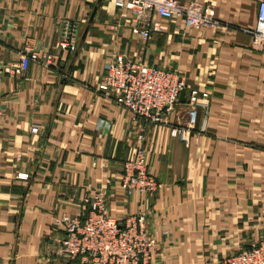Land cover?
Here are the masks:
<instances>
[{
	"label": "crops",
	"instance_id": "1",
	"mask_svg": "<svg viewBox=\"0 0 264 264\" xmlns=\"http://www.w3.org/2000/svg\"><path fill=\"white\" fill-rule=\"evenodd\" d=\"M182 1L209 6L221 26L177 17L145 39L114 0H0V264H80L57 251L62 219L83 218L100 188L114 218L147 216L152 264H226L264 241V52L246 31L263 0ZM65 19L79 25L73 52L55 46ZM28 50L54 62L23 70ZM118 54L209 93L188 143L171 132L185 102L163 125L99 91ZM140 147L160 188L128 194L123 165Z\"/></svg>",
	"mask_w": 264,
	"mask_h": 264
},
{
	"label": "built area",
	"instance_id": "2",
	"mask_svg": "<svg viewBox=\"0 0 264 264\" xmlns=\"http://www.w3.org/2000/svg\"><path fill=\"white\" fill-rule=\"evenodd\" d=\"M120 9L129 12L136 22L135 33L145 39L162 31V20L177 17L189 27L221 26L214 11L196 1L182 0H114ZM254 45L264 52V0L260 2L258 21L254 28L246 29ZM79 25L63 20L55 46L59 50L75 51ZM55 55L28 50L20 58V67L26 70L31 61L51 65ZM98 89L132 114L133 120L145 119L169 125L180 104L182 90H186L187 120L184 125L172 127V134L186 143L194 129L198 109L209 111V93L188 88L185 78L175 69L152 66L127 55H115L105 64ZM37 131V128H33ZM121 186L128 193H154L160 188L151 173L140 147L124 165ZM89 209L82 217L65 216L64 234L57 251L71 258L81 257L80 264H152L158 239L148 230L147 216L143 213L116 219L107 210V191L100 188L86 199ZM226 264H264V241L228 257Z\"/></svg>",
	"mask_w": 264,
	"mask_h": 264
},
{
	"label": "water",
	"instance_id": "3",
	"mask_svg": "<svg viewBox=\"0 0 264 264\" xmlns=\"http://www.w3.org/2000/svg\"><path fill=\"white\" fill-rule=\"evenodd\" d=\"M185 94H186V90L184 89V90H182L181 96H180V101L181 102H185Z\"/></svg>",
	"mask_w": 264,
	"mask_h": 264
}]
</instances>
